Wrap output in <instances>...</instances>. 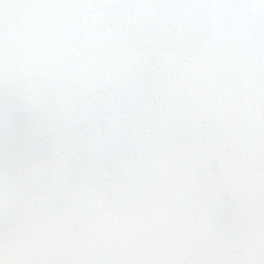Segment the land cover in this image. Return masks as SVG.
Listing matches in <instances>:
<instances>
[{
  "label": "snow or ice",
  "instance_id": "obj_1",
  "mask_svg": "<svg viewBox=\"0 0 264 264\" xmlns=\"http://www.w3.org/2000/svg\"><path fill=\"white\" fill-rule=\"evenodd\" d=\"M0 264H264V0H0Z\"/></svg>",
  "mask_w": 264,
  "mask_h": 264
}]
</instances>
